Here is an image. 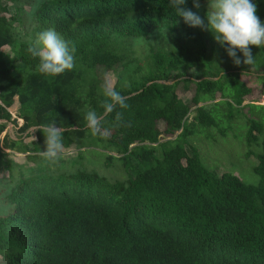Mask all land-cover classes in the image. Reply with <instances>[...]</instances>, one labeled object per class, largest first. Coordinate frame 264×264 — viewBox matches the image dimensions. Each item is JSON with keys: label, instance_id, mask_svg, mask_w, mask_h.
Masks as SVG:
<instances>
[{"label": "trees", "instance_id": "1", "mask_svg": "<svg viewBox=\"0 0 264 264\" xmlns=\"http://www.w3.org/2000/svg\"><path fill=\"white\" fill-rule=\"evenodd\" d=\"M254 3L264 21V0ZM24 6L31 8L27 22ZM185 7L196 9L191 0ZM15 23L20 31L28 24L32 35L54 29L74 49L73 69L41 74L28 51L32 42ZM178 30L183 34L176 37ZM156 31L174 37L139 59L132 42ZM213 42L210 32L173 15L167 0H0V136L7 124L17 127L14 107L19 135L34 130L35 136L25 143L6 135L0 146L39 163V130L55 122L63 146L74 145L79 159L82 149L102 150L106 164L116 161L127 174L110 180L84 170H37L21 177L6 162L11 176L0 179V264H264V106H242L251 90L239 79L252 65L264 67V48L249 46L253 63L236 65ZM191 71L202 79L184 78ZM107 72L116 77L111 89ZM189 84L193 94L185 103L177 90L186 92ZM112 89L127 107L104 115L105 92ZM246 109L256 116L245 135L246 156L259 149L256 186L209 170L189 142L216 128L220 117L230 121L232 112ZM93 110L101 117L95 133L85 126ZM158 122L173 139L160 141Z\"/></svg>", "mask_w": 264, "mask_h": 264}, {"label": "rangeland", "instance_id": "2", "mask_svg": "<svg viewBox=\"0 0 264 264\" xmlns=\"http://www.w3.org/2000/svg\"><path fill=\"white\" fill-rule=\"evenodd\" d=\"M10 14L13 15L14 11L9 8ZM24 13L21 14V19L27 22V19H30L31 8L24 6ZM193 12L199 15L202 19H205L206 13L208 12V5L201 4L199 8H196ZM26 14V15H25ZM206 23V20H205ZM14 26L21 29L17 23ZM25 28H22L21 35L30 42H33L36 35L28 33V24L24 25ZM195 29V28H192ZM182 30H178V34L174 36H182ZM173 35L168 34L166 31H156L149 36L148 39H139L132 42L133 48L136 52V56L139 59L143 57L149 51L151 46L158 47H167L170 44ZM213 46L217 51L222 52L223 48L217 45L216 42H213ZM241 57V61H242ZM243 62H241V65ZM193 74V76H192ZM201 74L198 72L191 71L184 78L190 79L192 81H199ZM105 83L108 89H111L115 84V74L112 72H107L105 74ZM240 81L250 88L251 93L244 98L242 106L248 104H253L257 106H264V67L260 69H255L252 65L250 68L241 71L239 76ZM193 85H188V91L183 92L180 88L177 90L178 97L187 103L192 94H193ZM216 102L220 101L218 98ZM203 105H211V103H206ZM221 108H227L225 103L220 104ZM232 111H230L231 113ZM12 117H17V108L14 107L12 110ZM229 113V114H230ZM263 111L256 112L258 114V119L262 116ZM193 113H190L189 118H191ZM233 119L226 121L227 117H220L218 125L216 128H210L196 133L191 139L190 144L196 148L199 153L200 160L202 164L209 170L215 171L217 174L230 173L238 177L243 183L248 185H258L259 179L253 172L254 167L257 164L255 155L259 152V149L252 147V155L246 156L248 147L245 142V135L249 125L250 120L256 119L255 114L248 111L232 112ZM159 131L162 133L160 136V141H165L168 139H173V137H167L164 134V124L163 122H158L157 124ZM225 132L221 134V131ZM34 130L27 132L26 136L19 135L16 127H12L11 124H7L5 130V135L9 136L11 139H23L25 143L32 141L34 136ZM23 134H26L23 133ZM34 137V138H33ZM1 150L6 155V158L0 155V161H2V169L4 171L0 172V179L3 177H8L11 172H5L6 162L11 164L9 168L14 167L12 174L15 176L28 177L30 173H33L37 170L45 172H50L52 174L59 173H69L76 170H84L86 172H96L101 176H105L110 180H124L127 174L123 171L118 162L113 161L109 165L105 163V151L96 150L95 152L91 150L82 149V158H78V149L74 145L69 147H62L58 157L54 161H49L43 158L39 163H34L27 159L26 154H14L12 151L3 149L0 146ZM11 176V175H10Z\"/></svg>", "mask_w": 264, "mask_h": 264}, {"label": "clouds", "instance_id": "3", "mask_svg": "<svg viewBox=\"0 0 264 264\" xmlns=\"http://www.w3.org/2000/svg\"><path fill=\"white\" fill-rule=\"evenodd\" d=\"M206 2L208 12L205 19H202L185 7L187 0H167L173 15L180 17L190 28H202L210 32L214 42L224 49L234 64L239 65L241 62L245 65L252 64L254 56L249 46L264 48V21L256 15L254 0H206ZM191 3L193 8L200 6V0H191ZM28 51L38 59L37 68L43 75L57 77L74 67V49L70 48L68 42L54 29L39 32ZM105 95L108 99L102 105L104 115L112 113L117 107H127L125 97L115 89L106 91ZM85 121L86 128L93 133L101 126V117L94 110L86 113ZM39 131L44 137V149L40 154L46 160L54 161L63 147V129L55 122H51L43 125Z\"/></svg>", "mask_w": 264, "mask_h": 264}, {"label": "built area", "instance_id": "4", "mask_svg": "<svg viewBox=\"0 0 264 264\" xmlns=\"http://www.w3.org/2000/svg\"><path fill=\"white\" fill-rule=\"evenodd\" d=\"M11 115H12V113H11ZM13 118V117H12ZM13 119H15V121L17 122V127L16 128H18V127H20L21 125H22V120L21 119H19V118H13ZM11 126L12 127H15V126H13L12 124H11ZM5 132V131H4ZM6 135H5V133H2V135L0 136V142H2V140H3V138L5 137ZM12 139H14V138H12Z\"/></svg>", "mask_w": 264, "mask_h": 264}, {"label": "crops", "instance_id": "5", "mask_svg": "<svg viewBox=\"0 0 264 264\" xmlns=\"http://www.w3.org/2000/svg\"><path fill=\"white\" fill-rule=\"evenodd\" d=\"M1 143V142H0Z\"/></svg>", "mask_w": 264, "mask_h": 264}]
</instances>
